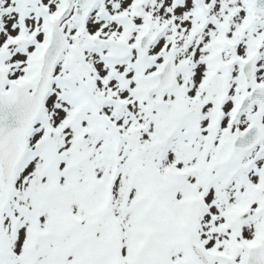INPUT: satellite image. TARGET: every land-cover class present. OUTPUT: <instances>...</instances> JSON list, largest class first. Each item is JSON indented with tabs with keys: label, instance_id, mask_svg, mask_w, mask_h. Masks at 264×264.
I'll list each match as a JSON object with an SVG mask.
<instances>
[{
	"label": "snow or ice",
	"instance_id": "snow-or-ice-1",
	"mask_svg": "<svg viewBox=\"0 0 264 264\" xmlns=\"http://www.w3.org/2000/svg\"><path fill=\"white\" fill-rule=\"evenodd\" d=\"M0 264H264V0H0Z\"/></svg>",
	"mask_w": 264,
	"mask_h": 264
}]
</instances>
